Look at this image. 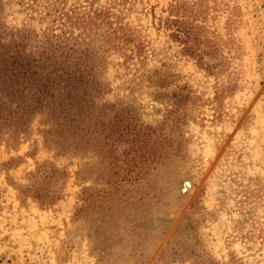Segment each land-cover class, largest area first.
<instances>
[{
    "label": "rangeland",
    "instance_id": "obj_1",
    "mask_svg": "<svg viewBox=\"0 0 264 264\" xmlns=\"http://www.w3.org/2000/svg\"><path fill=\"white\" fill-rule=\"evenodd\" d=\"M34 5L100 95L0 141V264H264V0Z\"/></svg>",
    "mask_w": 264,
    "mask_h": 264
},
{
    "label": "trees",
    "instance_id": "obj_2",
    "mask_svg": "<svg viewBox=\"0 0 264 264\" xmlns=\"http://www.w3.org/2000/svg\"><path fill=\"white\" fill-rule=\"evenodd\" d=\"M36 1L0 0V141L27 138L36 117L44 124L80 121L86 101L100 95V83L85 71L87 66L50 54L45 43L26 41L38 30L52 31L44 8L41 17L34 14ZM9 10H21L26 18L21 24L7 23Z\"/></svg>",
    "mask_w": 264,
    "mask_h": 264
},
{
    "label": "bare ground",
    "instance_id": "obj_3",
    "mask_svg": "<svg viewBox=\"0 0 264 264\" xmlns=\"http://www.w3.org/2000/svg\"><path fill=\"white\" fill-rule=\"evenodd\" d=\"M189 185V182H187L186 184H185V186H188ZM190 188V187H189Z\"/></svg>",
    "mask_w": 264,
    "mask_h": 264
}]
</instances>
